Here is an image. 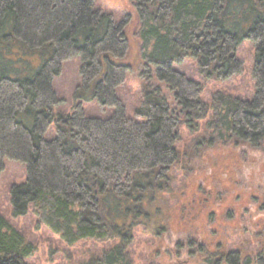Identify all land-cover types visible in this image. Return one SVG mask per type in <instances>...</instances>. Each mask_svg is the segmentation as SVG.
Here are the masks:
<instances>
[{
    "label": "trees",
    "instance_id": "16d2710c",
    "mask_svg": "<svg viewBox=\"0 0 264 264\" xmlns=\"http://www.w3.org/2000/svg\"><path fill=\"white\" fill-rule=\"evenodd\" d=\"M128 1L137 55L152 75L133 115L117 90L131 67L128 16L116 20L97 0H0V172L5 158L26 165L25 181L11 189L12 213L30 208L68 246L111 242L85 264H133L135 234L161 236L169 208L184 205V126L199 124L202 139L219 142L264 136V0ZM245 41L254 45L249 99L222 86L243 70ZM73 57L76 90L90 93L67 113L56 110L52 84ZM186 61L194 74L181 69ZM206 86L216 88L209 101ZM90 99L104 116L85 115ZM34 251L0 213V264H28ZM225 256L226 264L253 263L248 254Z\"/></svg>",
    "mask_w": 264,
    "mask_h": 264
},
{
    "label": "rangeland",
    "instance_id": "374dc122",
    "mask_svg": "<svg viewBox=\"0 0 264 264\" xmlns=\"http://www.w3.org/2000/svg\"><path fill=\"white\" fill-rule=\"evenodd\" d=\"M97 4L116 20L128 16L130 41L125 60L131 67L117 90L127 114L133 115L143 86L152 76L137 55L138 40L132 35L137 22L135 12L128 0H97ZM238 57L243 70L222 82V86L231 95L249 99L255 91L254 45L241 43ZM79 67L78 57L70 58L53 79V89L61 99L57 111L70 113L75 103L85 102L83 98L89 96L90 92L82 88L76 90L82 85ZM180 67L194 74L190 61ZM211 86L204 88V101H209L216 89ZM76 92L79 95L75 96ZM87 101L83 105L85 115L104 116L101 113L105 111L96 101ZM200 128L191 123L181 132V145L190 159V169L183 179L187 185L181 195L184 205L176 202L169 208L161 236L142 231L135 234L129 250L133 264H226L224 256L233 250H239L241 258L250 255L255 264L257 248H264V136L255 142L238 138L219 142L208 133L202 139ZM25 179L26 165L5 158L0 172V213L35 245L34 253L26 260L28 264H85L110 245V241L84 240L68 246L39 223L30 208L22 215H13L11 189ZM213 253L217 255L206 260ZM215 259L218 260L213 262Z\"/></svg>",
    "mask_w": 264,
    "mask_h": 264
},
{
    "label": "flooded vegetation",
    "instance_id": "af4514ba",
    "mask_svg": "<svg viewBox=\"0 0 264 264\" xmlns=\"http://www.w3.org/2000/svg\"><path fill=\"white\" fill-rule=\"evenodd\" d=\"M231 252H234V253H236V254H238V257H240V259L239 260H241V252L239 251V250H233V251H230V252H228V254L229 253H231ZM257 254V258H255L256 259V264H260V263H264V256H261V254H260V252H258V253H256ZM210 255H212V254H210ZM213 255H217L216 253H213ZM227 255V254H226ZM219 259V258H218ZM218 259H215L213 262H216ZM224 260H226V256H224ZM238 264H240V263H238Z\"/></svg>",
    "mask_w": 264,
    "mask_h": 264
}]
</instances>
